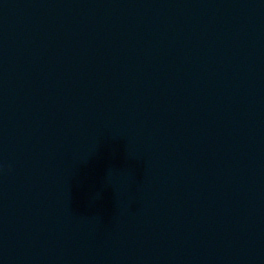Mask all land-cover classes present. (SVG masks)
I'll return each mask as SVG.
<instances>
[{
    "label": "water",
    "instance_id": "obj_1",
    "mask_svg": "<svg viewBox=\"0 0 264 264\" xmlns=\"http://www.w3.org/2000/svg\"><path fill=\"white\" fill-rule=\"evenodd\" d=\"M0 264H264V0H0Z\"/></svg>",
    "mask_w": 264,
    "mask_h": 264
}]
</instances>
